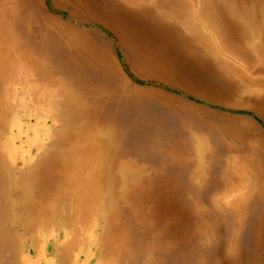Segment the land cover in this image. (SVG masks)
<instances>
[{
  "label": "rangeland",
  "instance_id": "obj_1",
  "mask_svg": "<svg viewBox=\"0 0 264 264\" xmlns=\"http://www.w3.org/2000/svg\"><path fill=\"white\" fill-rule=\"evenodd\" d=\"M11 1L0 0V58H19L20 39L50 53L41 66L108 100L97 116L127 150L115 151L127 224L113 257L102 244L48 242L39 264H264V1ZM233 5L250 9V27L225 13ZM220 22L231 28L215 32ZM16 210L0 208V264L31 247Z\"/></svg>",
  "mask_w": 264,
  "mask_h": 264
},
{
  "label": "bare ground",
  "instance_id": "obj_2",
  "mask_svg": "<svg viewBox=\"0 0 264 264\" xmlns=\"http://www.w3.org/2000/svg\"><path fill=\"white\" fill-rule=\"evenodd\" d=\"M233 8L225 13L236 16L239 26L250 27V9L244 8L247 13L241 14ZM229 23L244 33L233 20ZM212 27L215 32L231 28L221 22ZM30 45L20 39L16 44L19 58L12 59V52L0 58V208L4 205L9 216L19 209L24 239L31 242L26 253L23 248L17 254L16 264H39L46 259L48 242L58 250L66 244H102L107 258L118 225L126 222L116 203L120 175L115 151L125 154L127 150L115 138L118 130L101 124L97 116L105 112L108 100L89 87L70 83L64 67L41 66L51 54L30 49ZM242 52L237 55L244 59ZM239 199L234 206L242 204ZM99 211L107 215L104 224L98 221ZM57 228L66 233L62 241Z\"/></svg>",
  "mask_w": 264,
  "mask_h": 264
},
{
  "label": "crops",
  "instance_id": "obj_3",
  "mask_svg": "<svg viewBox=\"0 0 264 264\" xmlns=\"http://www.w3.org/2000/svg\"><path fill=\"white\" fill-rule=\"evenodd\" d=\"M13 1V0H12ZM11 1V2H12ZM241 168V167H240ZM258 169V168H257ZM248 171V170H247ZM250 175V174H249ZM254 177V176H253ZM253 177H251V178H253ZM250 178V177H249ZM249 178L246 180V182H248V181H250V182H252L253 184L254 183H258V182H255V181H252V179H250L249 180ZM254 178H256V177H254ZM245 182V184H244V186H248V184ZM259 189H258V193H260V198L258 197V200H260L261 202V205H263L264 204V178H263V180L262 181H260V183H259ZM249 187V186H248ZM246 195V197H248L249 196V194H245ZM248 236L249 237H251V234L249 233L248 234ZM251 240V239H250ZM246 246V245H245ZM256 244L254 245V247H253V250H254V252H253V254H254V256H256V254H257V249H256ZM264 252V251H263ZM99 264V263H98Z\"/></svg>",
  "mask_w": 264,
  "mask_h": 264
}]
</instances>
